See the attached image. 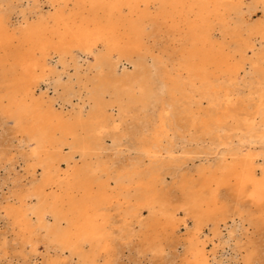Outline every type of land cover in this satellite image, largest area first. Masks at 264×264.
I'll use <instances>...</instances> for the list:
<instances>
[{
  "label": "bare ground",
  "instance_id": "1",
  "mask_svg": "<svg viewBox=\"0 0 264 264\" xmlns=\"http://www.w3.org/2000/svg\"><path fill=\"white\" fill-rule=\"evenodd\" d=\"M164 28L169 53L149 44ZM78 53L93 57L86 71ZM51 76L59 108L38 93ZM74 97L81 105L66 111ZM0 123L31 169L1 208L15 244L32 255L45 245L44 264H116L117 241L133 238L139 254L162 255L180 213L194 228L181 264H223L200 240L208 223L221 241L223 222V244L236 237L222 187L233 222L264 223V0H0Z\"/></svg>",
  "mask_w": 264,
  "mask_h": 264
},
{
  "label": "rangeland",
  "instance_id": "2",
  "mask_svg": "<svg viewBox=\"0 0 264 264\" xmlns=\"http://www.w3.org/2000/svg\"><path fill=\"white\" fill-rule=\"evenodd\" d=\"M246 2H250V0H246ZM43 11L48 10V5L42 4ZM46 9V10H45ZM262 13L258 9L253 13V20H259ZM13 20L17 19V15H13ZM20 20V19H19ZM170 32L167 29H163L161 33H158L157 36H154L152 39L149 40V44L153 45L154 41L157 42L156 49H163L167 53H169L171 47L170 45H175L176 42L171 40V37L168 34ZM215 36L217 39H221L219 36V32H215ZM223 47L230 50L231 54L234 58H238V52H236L234 39L230 38L229 35H224L222 38ZM259 47V45H258ZM258 47L256 49H258ZM249 55L251 54L248 52ZM58 58L54 59L52 64L57 65V69L60 71L62 70L61 65L56 64ZM93 62L92 56H85L84 54L78 53V64L81 66V71H86V68L91 65ZM52 65V66H53ZM130 67V65H129ZM132 68V67H131ZM130 68V70H131ZM72 67H69L66 72L61 75L63 81L67 80L68 74L73 73ZM47 81L43 82L40 85V90L38 93H44L43 97L45 99H53L56 98L60 94V90L55 89V81L52 78ZM82 93V97H83ZM61 100H57L56 107L59 108L61 105ZM81 100L77 97L72 98L71 104H65V110L68 111L73 109H78V106L81 105ZM1 124V123H0ZM10 123L7 124L6 127H9ZM5 127V129H7ZM129 127V120L126 124H121L120 130H124V128ZM0 125V153L5 152L7 153L8 157L10 156L12 159L9 162H4L2 160L0 162V242L3 239H6L8 249L6 254L4 255L3 252H0V264H44V261L49 257V253L45 250V245L39 244L38 252L34 255L31 254L29 247L23 249L22 246L18 243L15 244L13 241V235L11 232V227L8 223L7 218L4 216V211L1 207H4L7 202H11V193L14 190V181L16 180L19 184L24 185L29 182L31 179V169L21 161L20 158V150L22 148L18 147V140L14 138L15 136L5 132L4 128L2 129ZM117 132H120L117 130ZM106 146L108 150L106 154L110 157H117L118 154L116 150L113 148L111 149L112 141L110 138H106ZM128 140L125 139L121 147L118 148L122 150L121 154L123 156L128 155L127 150ZM262 148V149H261ZM68 149H65V152L68 153ZM257 151L262 152L264 151V146L259 145L257 146ZM65 153V154H66ZM115 154V155H114ZM1 155V154H0ZM133 156V154L131 155ZM79 157L76 156V161L78 166H81L82 163ZM78 159V160H77ZM123 160V158L121 159ZM199 162L197 160L194 161L193 166H197ZM192 164H188L187 168L190 171L194 172L192 169ZM65 167V165H64ZM184 168V171L189 169ZM167 172V171H166ZM165 173V172H164ZM174 178L170 175H165V185L170 189L174 188ZM173 185V186H172ZM176 190V189H175ZM174 193V191H172ZM171 195L173 196L174 193ZM221 193L223 197L225 195L229 196L228 201L231 204V210L236 211V205L233 204V195L234 192L227 187H222ZM247 201L244 206H246L247 210L254 209L253 204L251 203L250 199H243ZM232 214L226 219L228 223L229 230H232L234 226L237 224V233L236 237H231L228 241V245L223 244V241L228 236L227 229L223 226V222H220L219 230L221 231V241H219L218 236H215L213 232L214 226L211 223H208L203 228V233L200 235V240L206 241V250L208 254L212 252L216 253L217 260H223V264H246L245 260L250 259V264H264V223H260L258 226L249 225L246 221L244 222H237L239 220L238 215L235 213ZM146 217V212H144L143 218ZM116 218V224L119 221V218ZM232 218L236 219L234 222L231 220ZM118 220V221H117ZM178 229L174 232V228L169 226L168 231H165L164 234L161 236V244L164 252L162 255H156L151 257L150 255H141L136 251V247L138 246L139 239L133 238V241L129 244H126L125 240L117 241L115 246L116 252V264H181L182 259H184V242H187L194 233L193 222L190 218H185L183 213L178 214ZM183 221H186V225H182ZM176 228V227H175ZM212 240V241H209ZM180 243V244H179ZM224 246V250L222 247ZM187 256V255H185Z\"/></svg>",
  "mask_w": 264,
  "mask_h": 264
}]
</instances>
